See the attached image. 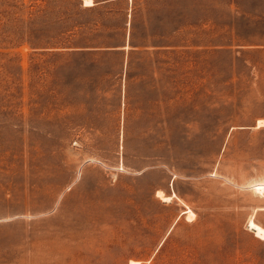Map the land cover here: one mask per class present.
I'll list each match as a JSON object with an SVG mask.
<instances>
[{
  "label": "rangeland",
  "instance_id": "rangeland-1",
  "mask_svg": "<svg viewBox=\"0 0 264 264\" xmlns=\"http://www.w3.org/2000/svg\"><path fill=\"white\" fill-rule=\"evenodd\" d=\"M93 1L0 0V264H264V0Z\"/></svg>",
  "mask_w": 264,
  "mask_h": 264
},
{
  "label": "bare ground",
  "instance_id": "bare-ground-1",
  "mask_svg": "<svg viewBox=\"0 0 264 264\" xmlns=\"http://www.w3.org/2000/svg\"><path fill=\"white\" fill-rule=\"evenodd\" d=\"M85 5L86 6H90V5H94V1L93 0H85ZM173 181V180H172ZM253 186V185H252ZM255 187V186H254ZM256 187L258 189V191L260 193L264 192V183L263 182H259L256 184ZM252 188V187H251ZM255 190V189H254ZM157 196L161 197L162 199L166 200L169 197L163 196V191L159 190L157 192ZM168 200V199H167ZM186 214L188 216V218H194L196 216V213L192 210H188L186 211ZM190 220V219H189ZM249 227L254 231L255 235L259 238H264V227L261 226L260 224L256 223L255 220L253 218L250 219L249 221ZM131 264H141L139 261H132Z\"/></svg>",
  "mask_w": 264,
  "mask_h": 264
}]
</instances>
